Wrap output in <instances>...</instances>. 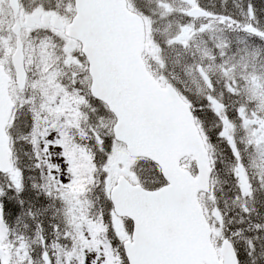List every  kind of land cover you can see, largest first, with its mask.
Segmentation results:
<instances>
[{
	"label": "snow or ice",
	"instance_id": "1",
	"mask_svg": "<svg viewBox=\"0 0 264 264\" xmlns=\"http://www.w3.org/2000/svg\"><path fill=\"white\" fill-rule=\"evenodd\" d=\"M0 264H264V0H0Z\"/></svg>",
	"mask_w": 264,
	"mask_h": 264
}]
</instances>
